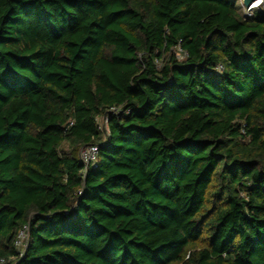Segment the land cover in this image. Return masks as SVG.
Masks as SVG:
<instances>
[{
    "label": "trees",
    "instance_id": "1",
    "mask_svg": "<svg viewBox=\"0 0 264 264\" xmlns=\"http://www.w3.org/2000/svg\"><path fill=\"white\" fill-rule=\"evenodd\" d=\"M239 1L0 0V262L264 264V3Z\"/></svg>",
    "mask_w": 264,
    "mask_h": 264
},
{
    "label": "built area",
    "instance_id": "2",
    "mask_svg": "<svg viewBox=\"0 0 264 264\" xmlns=\"http://www.w3.org/2000/svg\"><path fill=\"white\" fill-rule=\"evenodd\" d=\"M98 145H89L87 147H83V149L80 152V158L86 164V166L90 164H94L98 160ZM28 242V230L25 227L22 229L16 240H15V246L20 251V254L23 253L24 249L27 246ZM0 264H6L4 260H1Z\"/></svg>",
    "mask_w": 264,
    "mask_h": 264
},
{
    "label": "rangeland",
    "instance_id": "3",
    "mask_svg": "<svg viewBox=\"0 0 264 264\" xmlns=\"http://www.w3.org/2000/svg\"><path fill=\"white\" fill-rule=\"evenodd\" d=\"M263 3H264V0H263ZM239 6H240V9H241L242 13L245 16H251L256 9L262 8L263 4L259 8H253V6L248 8V7H246L244 5L243 0H240L239 1ZM177 52H178L177 55H178L179 58H183L184 57V54L180 51V49H177ZM97 123L99 125V128H101V130L106 134L108 132V120H107L106 114L99 115L97 117ZM64 144L65 145H63V149L69 151L70 148L67 145V143H64ZM76 150H77V153H78L82 149L78 148Z\"/></svg>",
    "mask_w": 264,
    "mask_h": 264
},
{
    "label": "water",
    "instance_id": "4",
    "mask_svg": "<svg viewBox=\"0 0 264 264\" xmlns=\"http://www.w3.org/2000/svg\"><path fill=\"white\" fill-rule=\"evenodd\" d=\"M262 0H243L246 7H252L254 4L259 3Z\"/></svg>",
    "mask_w": 264,
    "mask_h": 264
},
{
    "label": "bare ground",
    "instance_id": "5",
    "mask_svg": "<svg viewBox=\"0 0 264 264\" xmlns=\"http://www.w3.org/2000/svg\"><path fill=\"white\" fill-rule=\"evenodd\" d=\"M263 3V0L253 5V8H259Z\"/></svg>",
    "mask_w": 264,
    "mask_h": 264
}]
</instances>
